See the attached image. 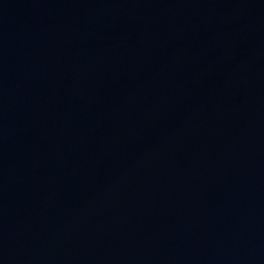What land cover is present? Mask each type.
<instances>
[{"label":"water","instance_id":"95a60500","mask_svg":"<svg viewBox=\"0 0 264 264\" xmlns=\"http://www.w3.org/2000/svg\"><path fill=\"white\" fill-rule=\"evenodd\" d=\"M0 264H264V0H0Z\"/></svg>","mask_w":264,"mask_h":264}]
</instances>
